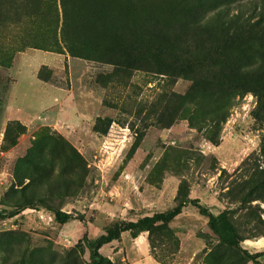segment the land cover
<instances>
[{"label":"rangeland","instance_id":"374dc122","mask_svg":"<svg viewBox=\"0 0 264 264\" xmlns=\"http://www.w3.org/2000/svg\"><path fill=\"white\" fill-rule=\"evenodd\" d=\"M189 17L209 31L186 36ZM166 41L194 43L193 57L168 60ZM24 53V74L59 58L39 71L65 95L43 114L40 95L18 97L40 116L32 125L6 121ZM219 64L235 87L206 84L197 99L190 78ZM196 107L212 111L211 126L192 128ZM197 206L228 213L241 250L264 251V0H0V264H92L88 242L172 211L100 253L115 264H264L222 250L210 260L219 240ZM54 211L82 221L60 225Z\"/></svg>","mask_w":264,"mask_h":264},{"label":"trees","instance_id":"16d2710c","mask_svg":"<svg viewBox=\"0 0 264 264\" xmlns=\"http://www.w3.org/2000/svg\"><path fill=\"white\" fill-rule=\"evenodd\" d=\"M206 31H209V30H206L203 27V25L198 24L194 17L193 18L189 17L187 19L186 28H185L186 36L192 35L193 37H195V36H199L200 33H205ZM225 33H227V31ZM226 39L229 40L230 38L227 36ZM166 43L168 44V47L166 48L167 55L169 56L168 60L177 61L175 55H179V54L183 55L181 59L186 58L184 57V55L189 56L190 58L193 57L194 52H192L191 48L195 45L194 43H193V46L190 48L189 44H186L184 42L183 44L176 45L175 49H172L171 46H169L170 41H166ZM70 50L71 48H69V52ZM73 56H76V55H73ZM226 58H229V57L226 56ZM226 61L228 60L226 59ZM219 65H220L219 66L220 71L218 72V74L208 75L204 77L203 80H200L197 76L195 77V79H193V77L190 78L193 82H195L196 91L198 92L197 99L201 100L202 95L206 93L205 92V89L207 88L206 84L211 85L210 83H214L221 87L229 86L230 89L235 87L233 84H236V80L235 81L231 80V76L227 75V72H230L229 70L230 64H226L225 66H221L222 64H219ZM177 67L179 68V66ZM237 69L238 68H233L232 70L234 73H236ZM193 70H195L196 73H199L200 71V69H195V66H193ZM38 77L39 79L43 80L41 77V71L38 72ZM219 94L223 95L224 93L222 92V90H220ZM211 112H205L201 110V108L196 107L193 110L191 116L188 118V122L190 123L192 128H196V129L205 128L207 126V123H210V126H211V123L213 122L211 118ZM197 208L200 214L207 218L208 227L217 236L219 240L218 246H216L213 249L212 251L213 253L209 256L210 260H212L213 257L218 260L219 258L218 255L221 250L229 251L230 253L232 251L240 252L236 255L238 261L244 260L246 262L256 263L257 261H259L260 258L264 257V251L260 253L249 254L247 251L241 250L239 246L241 240L238 237L236 230H234L233 228V225H232L233 223L228 217V213L225 212L217 216H214L213 214L208 212L206 209L201 208L200 206H197ZM177 214H178L177 211H172L167 214L155 215L152 218H144L140 220L137 224L130 223L128 224V227L122 226V228L118 231H109L105 235H102L99 238L88 242L86 245V248L89 250L91 263L92 264H115L110 259L104 257L100 253V249L104 245L109 244L114 240H117L120 236V233L131 230V227H137L138 225H147V227L152 228L154 227L153 225H155L156 223L167 224L171 220H173V218H175ZM54 216H55V221L60 225H64L70 221H76V220L82 221V218L80 217L77 218L70 214H66L60 211H54Z\"/></svg>","mask_w":264,"mask_h":264},{"label":"crops","instance_id":"0c3cea01","mask_svg":"<svg viewBox=\"0 0 264 264\" xmlns=\"http://www.w3.org/2000/svg\"><path fill=\"white\" fill-rule=\"evenodd\" d=\"M33 52V51H32ZM29 53V52H28ZM28 53H24L18 65V71L15 81L12 85L11 96L6 105V121H18L23 125H32L40 119V116L33 117L25 115L23 109L16 106L18 97L29 98L27 91L35 92L40 95L42 106L40 107V114L51 111L58 104L64 103V92L61 88L53 86L51 83L41 80L38 77V72L41 67L53 68L59 62V58L52 63H38L36 66L30 68L27 74L21 73V61ZM31 53V52H30ZM46 54H50L45 52ZM52 54V53H51ZM34 56V55H33ZM30 57V56H29ZM47 121V120H46Z\"/></svg>","mask_w":264,"mask_h":264}]
</instances>
